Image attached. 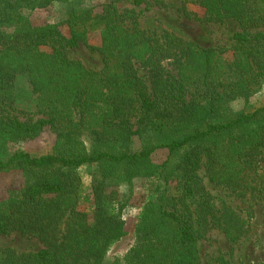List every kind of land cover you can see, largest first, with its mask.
Returning <instances> with one entry per match:
<instances>
[{"label": "trees", "instance_id": "trees-1", "mask_svg": "<svg viewBox=\"0 0 264 264\" xmlns=\"http://www.w3.org/2000/svg\"><path fill=\"white\" fill-rule=\"evenodd\" d=\"M120 1L95 15L85 0H0V172L20 169L25 179L0 201V234L15 230L42 245L35 253L0 248V264H102L126 234L116 189L131 188L134 178L158 182L148 186L132 246L112 264H200L194 222L207 216L230 242L245 233L233 210L194 201L200 168L213 185L262 202L264 217V106L236 115L228 108L250 98L264 78V0H183L201 7L207 22L238 23L231 60L225 49L141 29L135 10L114 6ZM126 1L165 7V0ZM53 2L65 11L67 36L59 24L33 27L25 14ZM92 34L99 37L92 47L103 63L99 72L67 57ZM18 74L36 95L43 117L34 122L7 112ZM45 127L56 138L50 153L7 152L8 143L30 141ZM134 135L142 148L131 153ZM158 149L168 151L161 165L150 160ZM92 166L89 223L79 209V170Z\"/></svg>", "mask_w": 264, "mask_h": 264}, {"label": "rangeland", "instance_id": "rangeland-1", "mask_svg": "<svg viewBox=\"0 0 264 264\" xmlns=\"http://www.w3.org/2000/svg\"><path fill=\"white\" fill-rule=\"evenodd\" d=\"M113 0H85V6L95 15H99L103 9L112 4ZM118 10L133 9L136 11L137 22L141 29L162 34L167 31L186 41L193 42L204 48L225 49L224 58L231 60L232 37L241 29L238 23L228 19L224 23L207 22L204 10L198 5L184 3L183 0H165V7L142 4L133 7L129 1H120L114 4ZM184 11L189 16L184 15ZM30 25L41 27L59 24V30L64 36L69 33L68 27L63 24L65 11L58 2H53L45 8L25 12ZM99 45V37L96 34L89 35L86 44H79L67 51V57L73 61L80 62L89 70L99 72L103 69V63L99 54L92 47ZM143 73V72H140ZM261 85L256 92L247 100L236 99L228 104L231 112L236 114L251 113L264 106V78L260 80ZM11 109L7 112L19 121H36L42 118L36 107V95L32 92L26 75H16L12 88ZM136 122L135 118L131 123ZM133 130L136 129L134 125ZM81 139L88 146L89 137L82 136ZM55 135L45 127L34 139L20 143H8L6 150L9 154L22 151L31 156H40L50 153L55 145ZM142 148V140L138 135L131 136L128 143V152H139ZM182 153H178L175 160ZM168 157L166 149L155 150L150 160L156 165H161ZM95 166L89 169L79 170L82 178L81 201L79 209L88 214V222L91 223V215L94 207L91 194V172ZM198 174V187L195 192L194 201L208 200L219 211L223 207L233 210L238 218L244 221L245 233L236 242H230L223 228L210 216L202 219L201 224L194 222V228H200L197 238V249L200 264H264V217L258 199L249 195H240L229 190L217 187L210 183L200 168ZM158 182L156 178H134L131 188L126 185L119 186L116 190L119 199L124 201L121 219L124 222L125 236L116 242L104 257L102 264H112L115 258H123L127 250L132 246L134 240V227L147 199L148 186ZM25 179L22 170L12 169L0 172V201L5 200L10 193L18 192L24 187ZM171 182V186H175ZM109 189H106L108 193ZM176 195V191H172ZM188 202V201H186ZM115 205L112 203L111 208ZM197 204L191 205L193 209ZM177 208L179 205L176 206ZM220 217V213L217 214ZM196 220V215L192 216ZM218 222V221H217ZM0 248H10L16 253H35L42 248L41 243L32 236L22 234L18 231H10L0 234ZM123 264V262H122Z\"/></svg>", "mask_w": 264, "mask_h": 264}]
</instances>
